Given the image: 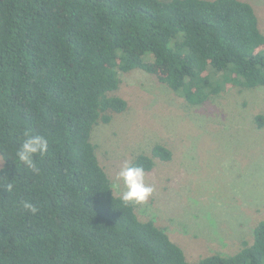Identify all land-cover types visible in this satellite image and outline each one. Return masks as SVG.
Returning a JSON list of instances; mask_svg holds the SVG:
<instances>
[{
	"label": "trees",
	"instance_id": "1",
	"mask_svg": "<svg viewBox=\"0 0 264 264\" xmlns=\"http://www.w3.org/2000/svg\"><path fill=\"white\" fill-rule=\"evenodd\" d=\"M155 75L188 105L264 88V33L245 0H0V264H264V219L232 255L196 262L111 189L91 141L129 105L121 73ZM255 122L264 127V115ZM49 140L15 157L23 133ZM172 151L132 163L151 172ZM14 185L11 192L6 186ZM33 203V215L20 201Z\"/></svg>",
	"mask_w": 264,
	"mask_h": 264
},
{
	"label": "rangeland",
	"instance_id": "2",
	"mask_svg": "<svg viewBox=\"0 0 264 264\" xmlns=\"http://www.w3.org/2000/svg\"><path fill=\"white\" fill-rule=\"evenodd\" d=\"M245 1L264 33V0ZM117 95L128 109L91 135L111 182L126 161L151 154L156 144L173 154L145 172L154 192L135 207L139 219L163 228L190 262L251 243L264 219V127L255 122L264 115V88H230L192 106L155 75L134 69L121 73Z\"/></svg>",
	"mask_w": 264,
	"mask_h": 264
},
{
	"label": "clouds",
	"instance_id": "3",
	"mask_svg": "<svg viewBox=\"0 0 264 264\" xmlns=\"http://www.w3.org/2000/svg\"><path fill=\"white\" fill-rule=\"evenodd\" d=\"M49 148V140L43 135H33L28 131L23 133V140L15 151V157L31 173L40 175V168L34 159L37 155L43 157ZM14 185L9 183L8 192L13 190ZM113 192L119 194L124 206L136 207L144 205L154 192V187L145 183L144 167L130 161H126L121 170L111 182ZM20 208L35 215L38 208L28 200L20 201Z\"/></svg>",
	"mask_w": 264,
	"mask_h": 264
}]
</instances>
